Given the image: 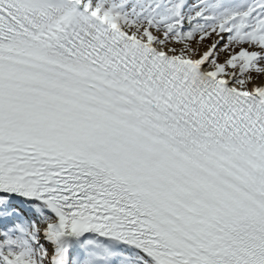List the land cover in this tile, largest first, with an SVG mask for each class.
<instances>
[{
  "label": "snow or ice",
  "instance_id": "snow-or-ice-1",
  "mask_svg": "<svg viewBox=\"0 0 264 264\" xmlns=\"http://www.w3.org/2000/svg\"><path fill=\"white\" fill-rule=\"evenodd\" d=\"M0 264H264V0H0Z\"/></svg>",
  "mask_w": 264,
  "mask_h": 264
}]
</instances>
